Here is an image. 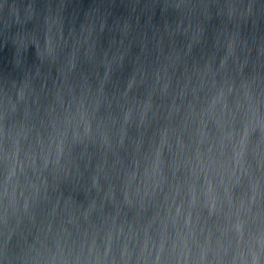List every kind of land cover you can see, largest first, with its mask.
Masks as SVG:
<instances>
[{"label":"water","instance_id":"water-1","mask_svg":"<svg viewBox=\"0 0 264 264\" xmlns=\"http://www.w3.org/2000/svg\"><path fill=\"white\" fill-rule=\"evenodd\" d=\"M221 91L237 140L246 110L258 121L245 157L255 192L244 175L231 207L189 210L193 169L199 185L231 154L220 106L209 110ZM261 126L264 0H0V264H251L253 251L264 264ZM162 142L165 179L144 195Z\"/></svg>","mask_w":264,"mask_h":264},{"label":"clouds","instance_id":"clouds-1","mask_svg":"<svg viewBox=\"0 0 264 264\" xmlns=\"http://www.w3.org/2000/svg\"><path fill=\"white\" fill-rule=\"evenodd\" d=\"M220 106V119L218 120L219 127L221 129V138H220V151L223 156L226 150L230 147L231 154L228 156L226 161L213 162L210 161L209 165L204 166L202 169L204 171V179L201 184H197L199 180V174L196 169H193V179L187 184L185 195V202L188 205L189 210L195 209L198 205H203L204 207L209 208L210 212H215L217 210L218 204L224 200L231 207L233 204L232 198V188L235 185L241 183L244 175L250 177V186L255 192L256 184L251 183V166L248 164L245 159L247 154V144L250 134L256 129L258 121L256 120L255 114H249L251 109L245 111V116L243 119V130L240 135V139H236V127H234L231 121L224 120V115L228 112V106L225 98V94L221 91L218 95L214 96L209 103V110L215 113L217 106ZM238 107H243V105H238ZM130 111L125 113V120L130 118ZM234 119L235 113L232 112ZM227 124V128H225ZM92 131L90 123H87L84 128V135L90 134ZM261 133L264 135V126H261ZM81 134L79 131H76L73 134V139H79ZM105 143L108 142L107 135L104 136ZM57 162L63 154V144L64 139L60 138L57 141H54ZM162 145L157 148L154 156L151 159L150 164H148L144 169L143 179L141 184L144 188V195H147L149 191L159 188L160 183L165 179L162 169ZM20 147L19 140L16 141L15 146L11 154L6 153L8 158L10 169L6 177L5 185V194H8V186L11 185L12 188V197L13 203L15 202V190L18 184L17 173L18 171H23L24 161L19 158ZM49 162V157L45 156V167ZM32 163H35V160H32ZM212 163H216L215 174L213 175V170L211 167ZM218 177V179H217ZM137 179L136 173H131L128 177L129 188L126 189V199L128 197L127 193L130 191L131 184ZM35 187V185H33ZM223 188V195L221 194L220 189ZM140 187L138 186L136 191L140 192ZM180 194V190L177 189L176 195ZM252 199H255L253 195ZM244 207V201H240V208ZM183 205H180L176 208V215L179 216ZM191 221V211L187 213V222ZM234 230L240 237V242H243L244 238V222L242 219L238 218L236 223L233 225ZM185 246H187V239L185 238ZM247 264V261H245ZM251 264H259V257L255 251L252 252Z\"/></svg>","mask_w":264,"mask_h":264}]
</instances>
